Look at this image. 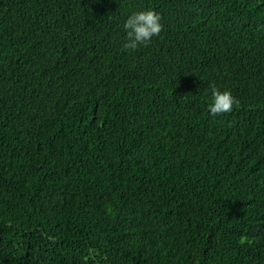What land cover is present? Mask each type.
Wrapping results in <instances>:
<instances>
[{
  "label": "trees",
  "instance_id": "16d2710c",
  "mask_svg": "<svg viewBox=\"0 0 264 264\" xmlns=\"http://www.w3.org/2000/svg\"><path fill=\"white\" fill-rule=\"evenodd\" d=\"M0 264H264V0H0Z\"/></svg>",
  "mask_w": 264,
  "mask_h": 264
},
{
  "label": "clouds",
  "instance_id": "9594fccd",
  "mask_svg": "<svg viewBox=\"0 0 264 264\" xmlns=\"http://www.w3.org/2000/svg\"><path fill=\"white\" fill-rule=\"evenodd\" d=\"M122 27L125 33L123 47L127 50L147 46L163 29L160 14L151 8L131 12L124 19ZM209 88L211 96L208 112L211 116L230 113L234 105L238 104L237 98L231 91L221 90L215 84H210Z\"/></svg>",
  "mask_w": 264,
  "mask_h": 264
},
{
  "label": "bare ground",
  "instance_id": "6f19581e",
  "mask_svg": "<svg viewBox=\"0 0 264 264\" xmlns=\"http://www.w3.org/2000/svg\"><path fill=\"white\" fill-rule=\"evenodd\" d=\"M260 10V9H259ZM262 14V13H261ZM260 17V16H259ZM258 22V21H257ZM243 24V23H242ZM263 31V30H262ZM261 42V41H260Z\"/></svg>",
  "mask_w": 264,
  "mask_h": 264
}]
</instances>
